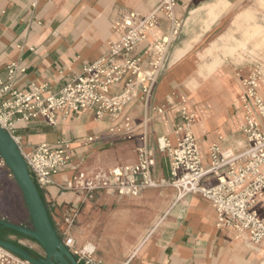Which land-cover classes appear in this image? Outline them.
I'll use <instances>...</instances> for the list:
<instances>
[{
	"label": "crops",
	"instance_id": "obj_1",
	"mask_svg": "<svg viewBox=\"0 0 264 264\" xmlns=\"http://www.w3.org/2000/svg\"><path fill=\"white\" fill-rule=\"evenodd\" d=\"M261 1L180 2L175 13L183 28L152 98L148 104L140 98L133 100L120 120H97L87 111L67 120L60 117L56 126L43 119L15 124L24 153L42 143H69L70 164L54 177L44 198L55 226L66 213L77 211L73 237L80 247L94 246L104 264H264V250L253 246L245 233L219 229L215 209L199 194L178 198L177 190L165 185L133 197L98 194L94 201H84L62 189L79 173L92 176L136 164V148L144 136L155 155L153 178L157 182L169 179V158L158 151L157 140L167 138L176 144L175 131L182 123L181 98L195 115L193 132L204 166L209 165L210 147L219 136L224 138L220 142L223 149L240 152L247 148L241 98L244 81L257 68L264 72ZM160 2L0 0V77L7 80V67L16 64L24 70L12 80L16 89L30 91L33 85H47L58 92L77 79L84 67L100 60L109 43L119 41L113 27L119 16L148 15ZM246 13L253 16L246 20ZM169 28L162 18L149 34V42L139 45L135 55L145 58L150 43L164 37ZM120 93V87L112 88L113 95ZM260 93L264 99V79ZM125 117L133 120L132 138H113L110 130ZM203 183L213 186L217 180L211 176ZM10 186L14 191V185ZM5 201L0 203V212H11ZM256 209L264 219V199Z\"/></svg>",
	"mask_w": 264,
	"mask_h": 264
},
{
	"label": "built area",
	"instance_id": "obj_2",
	"mask_svg": "<svg viewBox=\"0 0 264 264\" xmlns=\"http://www.w3.org/2000/svg\"><path fill=\"white\" fill-rule=\"evenodd\" d=\"M182 1L161 0L145 16L136 13L119 16L113 24L114 30L120 35L119 41L109 43L107 53L100 60L84 67L77 79L58 92L52 91L47 85H33L30 91L16 89L12 80L24 70H19L16 64L9 65L8 79L0 77V126L22 151L21 138L14 129L16 123L28 124L43 119L50 126H56L60 117L67 120L87 111L93 112L97 120L109 117L118 121L133 100L140 98L148 104L165 68L170 49L179 39L183 28V22L175 13ZM162 18L169 23L168 33L150 43L145 58L136 56V48L149 42V34L159 27ZM263 79L264 73L257 68L244 81L241 102L245 124L242 132L248 142L244 150L235 152L223 149L220 142L224 138L219 136L218 141L210 147V163L204 166L193 132L195 115L187 106L186 99L181 98L182 123L175 131L176 144L173 145L167 138L157 140L158 151L169 158V179L157 182L153 178L155 155L148 148L144 136L136 148V164L119 166L108 172L100 171L92 176L79 173L62 189L76 193L84 201H94L98 194L133 197L165 185L175 188L178 198L199 194L215 209L219 229L231 228L245 233L253 246L264 250V219L256 209L264 199V99L260 93ZM113 87H120L121 93L113 95ZM133 130V120L125 117L121 124L110 130V134L113 138L126 140L132 138ZM69 150V143L63 141L56 146L42 143L30 153L22 151L31 176L44 196L54 184V177L69 166ZM0 168H7L1 158ZM10 176L13 177L11 173ZM211 176L217 183L213 186L204 185V180ZM77 217V211H69L55 226L63 244L78 264H104L96 256L94 248L87 249L77 244L72 233ZM0 264L28 263L0 248Z\"/></svg>",
	"mask_w": 264,
	"mask_h": 264
},
{
	"label": "water",
	"instance_id": "obj_3",
	"mask_svg": "<svg viewBox=\"0 0 264 264\" xmlns=\"http://www.w3.org/2000/svg\"><path fill=\"white\" fill-rule=\"evenodd\" d=\"M0 158L5 162L26 203L32 227L0 220V231L25 236L41 246L44 257H36L16 244L0 239V248L28 264H78L63 244L50 217L48 207L36 181L31 176L23 152L11 135L0 126Z\"/></svg>",
	"mask_w": 264,
	"mask_h": 264
},
{
	"label": "rangeland",
	"instance_id": "obj_4",
	"mask_svg": "<svg viewBox=\"0 0 264 264\" xmlns=\"http://www.w3.org/2000/svg\"><path fill=\"white\" fill-rule=\"evenodd\" d=\"M261 49H263L262 52L264 57V41L262 43ZM251 54L255 55L254 53ZM12 184L15 187L14 191L11 189L10 186ZM4 198L6 199V206L9 207L11 212L7 210L4 212H0V220L8 221L13 224L28 228L32 227L29 212L24 198L15 180L13 179V177L10 176V171L8 168H0V203ZM0 239L12 242L17 246L30 251L31 253L38 254L40 257L45 256V252L41 248V246L25 236L17 235L7 230H2L0 231ZM92 248H94V246H92Z\"/></svg>",
	"mask_w": 264,
	"mask_h": 264
},
{
	"label": "bare ground",
	"instance_id": "obj_5",
	"mask_svg": "<svg viewBox=\"0 0 264 264\" xmlns=\"http://www.w3.org/2000/svg\"><path fill=\"white\" fill-rule=\"evenodd\" d=\"M261 1V0H260ZM261 4L264 6V1H261ZM262 7V6H261ZM249 12V11H248ZM250 14V13H249ZM249 14H247L246 13V15H248V19H246V20H249L252 16H253V14H252V16H250ZM255 17V16H254ZM200 19V18H199ZM211 19V18H210ZM216 19V18H215ZM237 19H240V21H241V18H237ZM245 19V18H244ZM262 19V18H261ZM253 20V19H252ZM256 20V19H255ZM189 21V20H188ZM211 22V21H210ZM255 22V21H254ZM201 23V22H200ZM253 23V22H252ZM264 23V22H263ZM209 24V23H208ZM201 25V24H200ZM249 25V24H248ZM201 27V26H200ZM204 28V27H203ZM245 28H246V26H245ZM256 28H261L260 26L259 27H256ZM187 31V30H186ZM248 34V33H247ZM246 34V35H247ZM251 34H253V33H250V35ZM245 36V35H244ZM253 36V35H252ZM188 38V37H187ZM246 39V38H245ZM247 39H248V36H247ZM233 40H234V38H233ZM236 41V40H235ZM234 43V42H233ZM185 44V43H184ZM247 44H249V43H247ZM188 46V45H187ZM183 50V49H182ZM234 51V49H231L229 52H233ZM252 51H254V50H252ZM256 52V51H255ZM254 52V53H255ZM91 247L90 246H88V249H90Z\"/></svg>",
	"mask_w": 264,
	"mask_h": 264
},
{
	"label": "trees",
	"instance_id": "obj_6",
	"mask_svg": "<svg viewBox=\"0 0 264 264\" xmlns=\"http://www.w3.org/2000/svg\"><path fill=\"white\" fill-rule=\"evenodd\" d=\"M44 196V195H43ZM49 211V210H48ZM50 214V213H49ZM51 217V216H50ZM31 220V219H30ZM55 226V225H54ZM31 228V227H30ZM61 238V237H60ZM36 257H40L38 254L32 253Z\"/></svg>",
	"mask_w": 264,
	"mask_h": 264
}]
</instances>
